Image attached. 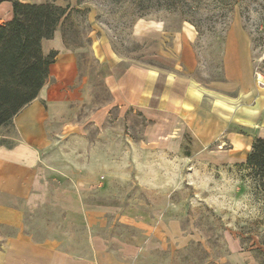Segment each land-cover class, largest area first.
I'll use <instances>...</instances> for the list:
<instances>
[{
  "label": "rangeland",
  "instance_id": "obj_1",
  "mask_svg": "<svg viewBox=\"0 0 264 264\" xmlns=\"http://www.w3.org/2000/svg\"><path fill=\"white\" fill-rule=\"evenodd\" d=\"M55 3L70 4L57 29L75 53L78 90L65 118L71 124L51 132L47 181L58 184V174L63 183L84 184L86 203L114 210L106 228L91 230L110 240L111 248L119 245L111 238L143 237L148 218L163 223L170 231L164 246L125 258L127 264H232L227 255L238 243L260 263L264 204L242 163L264 128V0ZM137 20L143 24L138 35L133 26ZM94 44L104 61L94 55ZM130 66H137L139 75L150 71L149 80L157 78L155 95L166 73L184 100L188 87L211 95V109L200 115L198 103L182 105L179 123L173 108L153 112L144 99L139 106L119 105L103 78ZM214 99L232 104L243 124L219 114ZM1 131L15 137L11 127ZM225 152L233 160L218 157ZM135 212L143 214L147 228L129 223L127 216H133L128 213ZM61 217L59 209L49 206L26 211L23 230L34 241L56 237L63 239L60 248L88 253L87 231L70 228L63 233ZM13 233L0 224V247Z\"/></svg>",
  "mask_w": 264,
  "mask_h": 264
},
{
  "label": "crops",
  "instance_id": "obj_2",
  "mask_svg": "<svg viewBox=\"0 0 264 264\" xmlns=\"http://www.w3.org/2000/svg\"><path fill=\"white\" fill-rule=\"evenodd\" d=\"M19 1L31 3V0ZM2 16L5 19H0V23L12 17L9 0L0 2V18ZM133 26L135 34H141L143 24L137 20ZM41 48L44 55L49 54L50 51L56 52L54 61L49 65L45 83L37 97L13 117L12 125L8 127L13 129L15 137L2 134L3 127H0V139L13 140L11 144L0 143V224L14 229V233L5 237L0 247V264H127L125 258H133L144 249L154 250L163 247L168 241L170 231L167 228L164 230L163 223L157 219L148 218L144 222V216L139 212L128 213L133 217L127 216V219L131 224L142 225L143 222L148 224L146 225L148 229H143L144 236H136L124 241L111 238V241H116L119 245L116 249L109 247L110 240L93 234L91 230L94 227L106 228L109 219L107 216L114 213V210H108L102 205L86 203L84 184L75 181L63 183V178L58 174H55L58 184H51L45 178L47 172L45 160L53 140L51 132L60 127L65 129L71 124L65 118L71 113V104L74 102L72 100L75 99L73 97L78 90L74 86L78 78V70L75 53L66 47L59 29L55 30L51 38L42 40ZM93 52L100 62L105 60L104 54L95 44ZM128 70L120 75L105 74L103 78L111 90L114 101L119 105L139 106V101L144 99L143 105L153 112L164 113L173 108L179 123H182L179 116L182 105L184 108H189L192 102L198 103L200 115L211 109V95L195 87H188L184 100L180 97L178 92L180 90H176V82L170 80L166 73L162 80L163 87L155 95L154 85L157 78L149 80L150 71H141L139 75L137 66H130ZM151 73L153 75L156 72L151 71ZM138 76L141 78L139 79ZM213 105L222 116L231 117L233 121L243 124V117L237 116L238 111L233 110L232 104L214 99ZM256 135L264 138V128ZM235 147L240 149L241 142L235 141ZM218 157H221L222 161L233 160L232 155L227 152L221 153ZM42 206L61 211L60 228L63 233H68L70 228L87 231L88 253L76 255L59 247L63 239L51 237L34 241L24 232V213L33 212ZM172 224L176 223L172 222ZM236 246L239 247L235 250L230 249L227 255V260L232 264H264L252 259L250 250L241 248L239 243Z\"/></svg>",
  "mask_w": 264,
  "mask_h": 264
},
{
  "label": "trees",
  "instance_id": "obj_3",
  "mask_svg": "<svg viewBox=\"0 0 264 264\" xmlns=\"http://www.w3.org/2000/svg\"><path fill=\"white\" fill-rule=\"evenodd\" d=\"M9 1L12 17L0 23V127L11 126L13 117L37 97L56 55L55 51L44 55L41 42L53 36L70 7L69 3L58 5L55 0ZM242 164L249 170L264 204V138L252 141ZM261 220L264 225V213ZM261 236L258 251L263 256L264 229Z\"/></svg>",
  "mask_w": 264,
  "mask_h": 264
},
{
  "label": "bare ground",
  "instance_id": "obj_4",
  "mask_svg": "<svg viewBox=\"0 0 264 264\" xmlns=\"http://www.w3.org/2000/svg\"><path fill=\"white\" fill-rule=\"evenodd\" d=\"M258 76V79L259 80H262V77H261V75L259 74V75H257ZM264 79V78H263ZM261 84V83H260Z\"/></svg>",
  "mask_w": 264,
  "mask_h": 264
}]
</instances>
